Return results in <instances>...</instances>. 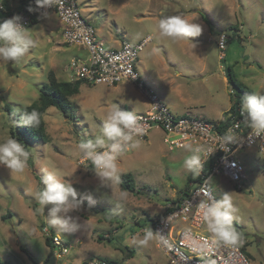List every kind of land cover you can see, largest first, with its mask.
Masks as SVG:
<instances>
[{
	"label": "rangeland",
	"instance_id": "374dc122",
	"mask_svg": "<svg viewBox=\"0 0 264 264\" xmlns=\"http://www.w3.org/2000/svg\"><path fill=\"white\" fill-rule=\"evenodd\" d=\"M78 1L103 43L109 31L132 43L152 38L140 52L136 67L176 116H206L219 122L236 99L228 68L252 94H264V0H101L96 14L91 13L88 0ZM2 4L13 7L19 0H0ZM167 16L200 24L202 34L178 41L161 38L156 25ZM49 22L59 27L57 19ZM42 28L38 22L28 28L37 40L28 55L15 63L0 61V142L17 131L13 113L37 102L40 89L52 77L70 81L74 75L71 58L88 57L84 48L68 46ZM223 35L226 49L220 51ZM108 87L82 84L79 95L70 99L68 117L56 108L46 111L47 142L28 144L30 157L23 173L10 175L0 166V258L7 264H50L53 255L56 264L106 259L117 264H170L154 239L147 245L140 243L141 230L158 219L167 204L194 188L198 176L183 165L190 148L169 151L162 133L155 130L119 157L114 181L101 179L80 165L79 141L99 134L112 105H105ZM236 157L246 176L242 189L223 174L212 176L209 186L217 200L224 192L230 193L237 209L233 222L240 234L237 243L252 264H264V160L256 147ZM48 172L77 189L82 200L79 209L59 214L76 224L75 231L53 228L48 208L40 210L35 195L42 188L41 177ZM123 175L133 178V192L123 190ZM8 213L12 216L4 220ZM54 235L70 247L67 255L58 257L60 251L46 245V236Z\"/></svg>",
	"mask_w": 264,
	"mask_h": 264
},
{
	"label": "built area",
	"instance_id": "2783aa9c",
	"mask_svg": "<svg viewBox=\"0 0 264 264\" xmlns=\"http://www.w3.org/2000/svg\"><path fill=\"white\" fill-rule=\"evenodd\" d=\"M22 1L27 3V7L21 13L13 14L7 19L19 16L28 29L34 21L54 13L64 25L65 44L87 51V59H73L71 62L73 82L104 84L110 87L129 82L144 93L149 108L146 112L136 114L143 128V134L137 137L138 140L144 141L151 132L159 130L163 135L164 144L171 152L196 147L214 150L219 148L220 138L229 129L232 130L236 142L229 146L230 150L225 152L217 149L210 158L203 155L202 170L198 175L200 180L196 182L194 188L180 201L167 204L160 218L143 228L141 234L144 235L146 228L153 230L157 248L166 255L170 264H252L238 243L226 246L213 240L205 228L199 209L202 200L216 199L209 186L212 176L223 174L238 183V189H242L241 183L246 181V176L236 157L240 151L256 147L264 160V137L250 136L251 130L242 123L240 107L234 112L229 111L228 123L224 127H221L220 122H212L204 117L176 116L160 96L145 83L136 67L140 52L152 41L150 36L136 43L123 40L119 48H111L99 40L95 28L85 17L78 0H61L60 4L52 8L32 12L28 9L30 6L36 8L35 0ZM225 38L223 35L218 43L220 51L226 49ZM212 158L215 160L210 173L205 174V164ZM79 164L93 170L90 162H83L82 156ZM43 231L49 233L48 227H44ZM50 238L52 245L60 251L58 257L69 253L70 247L59 236L54 235ZM89 264L107 263L101 261Z\"/></svg>",
	"mask_w": 264,
	"mask_h": 264
},
{
	"label": "clouds",
	"instance_id": "9594fccd",
	"mask_svg": "<svg viewBox=\"0 0 264 264\" xmlns=\"http://www.w3.org/2000/svg\"><path fill=\"white\" fill-rule=\"evenodd\" d=\"M61 0H35L36 8L29 7L32 12L37 9H48L60 4ZM22 18L14 16L0 20V61L5 63L20 60L36 47L37 40L33 31L27 29L21 22ZM161 38L178 41L183 38L198 37L203 28L196 22H189L181 16L160 18L156 25ZM242 123L249 128L250 136L264 137V94H249L243 96L240 103ZM20 123L23 126L38 128L41 123V113L36 110L20 113ZM143 134L142 125L134 111H125L117 104H112L102 120L100 132L94 139H82L78 149L83 162H90L95 174L101 179L116 180L117 159L129 149L139 146L137 137ZM219 150L228 152L229 146L236 142V136L229 129L221 138ZM217 149L205 150L202 147L190 149L191 155L183 162L184 168L193 174L200 175L202 156L209 158ZM30 157L27 147L19 140L8 137L0 142V166L5 167L10 175L25 171ZM42 188L35 195L41 206L40 210L48 208V222L59 231H75L76 224L70 218L59 214L79 209L82 200L78 199L77 189L71 182L61 181L54 172H48L41 177ZM91 202V197H88ZM51 206V207H48ZM207 231L218 244L235 245L240 234L234 226L235 213L230 193L224 192L221 199L208 198L199 203ZM154 237L151 228L144 229L142 245H147Z\"/></svg>",
	"mask_w": 264,
	"mask_h": 264
},
{
	"label": "trees",
	"instance_id": "16d2710c",
	"mask_svg": "<svg viewBox=\"0 0 264 264\" xmlns=\"http://www.w3.org/2000/svg\"><path fill=\"white\" fill-rule=\"evenodd\" d=\"M22 4V10L27 7V3L25 1L21 0ZM0 9V20H5L9 16L12 15V13L6 14V16L1 15ZM3 14V13H2ZM42 20V19H41ZM39 20V21H41ZM39 21H34L35 23ZM227 78L228 82L236 89V92L234 91V96H236V99L234 103L231 105L230 112H234L237 107H240L241 100L243 96L252 94L243 83H240L236 80L235 76L232 73L231 68H228L227 71ZM84 84L81 81H74V82H60L56 80L54 77L51 78L50 82L46 85H43V87L40 89V96L37 102L31 104L27 107L20 108L16 113H13L15 116L17 122V131L11 132L12 137L22 142L28 149V144L31 142H47V133H46V123L44 120V115L46 114V111L48 108H56L60 112H62L66 117L68 113V109L72 108V104L70 102V97H73L79 93L80 86ZM36 110L39 113H41V123L38 128H31L21 125L20 123V113L23 111H32ZM12 112V111H11ZM229 112L224 113L222 120H220L221 127H224L227 122V116ZM218 123V122H217ZM29 150V149H28ZM215 158H212L208 160L204 167V173L209 174L211 167L214 163ZM93 171V170H92ZM200 178L198 177L195 182H198ZM121 186L123 190L133 192V178L131 175H123L121 178ZM131 184V185H130ZM191 189H187L181 198H179L176 202L180 201L182 198L186 197L190 193ZM175 202V203H176ZM12 216L11 213H8L7 215L3 216L4 220L9 219ZM160 218V217H159ZM157 220V219H155ZM155 220L149 221L150 224H153ZM99 241H102L103 238L99 237ZM46 245L47 246H53L52 245V239L48 236H46ZM109 242L112 241V239H108ZM24 251V249H22ZM107 264H117L113 260H104ZM0 264L1 261H0Z\"/></svg>",
	"mask_w": 264,
	"mask_h": 264
},
{
	"label": "crops",
	"instance_id": "0c3cea01",
	"mask_svg": "<svg viewBox=\"0 0 264 264\" xmlns=\"http://www.w3.org/2000/svg\"><path fill=\"white\" fill-rule=\"evenodd\" d=\"M88 1L91 5L90 7L92 9L91 10L92 14H96L95 13L96 10L100 11V9H98L97 6L99 7L101 0H88ZM0 7H2V10H3V12H1L2 16H6V14H8V13H12V15H13V14H17V13L22 12L21 0H19V4L17 6H13V7L10 6L9 7V5L6 6V5L2 4V5H0ZM50 18L57 19L59 27L57 25H56L57 27H55L51 22H49ZM38 23H42L43 28H45L44 30H47V32L50 33V35L53 38L60 37L63 39L64 25L62 24V22L60 21V19L58 18V16L56 14L51 13L48 16H46L45 18H43L41 21H39ZM104 25H106V23ZM102 28H103V26H102ZM106 30H107V27H104L103 31L105 32ZM109 32H110V34H108L107 37H105L106 39H104V43L108 47L119 48L120 44L123 40L122 39L120 40L117 37H115L114 35H112L111 31H109ZM71 47H77V46H71ZM79 48L81 49V47H79ZM86 53H87V51H86ZM83 56H85V54H83ZM79 57H82V56H80V54L74 56V58H79ZM73 59L71 58V61ZM82 59H87V57L82 58ZM72 77H71L70 81L67 80L64 82H72ZM80 88H81V86H80ZM79 93H80V89H79ZM79 93L77 95H79ZM107 96H108V99L105 100L106 106H110L111 104L114 103V104L119 105L121 107V109H129V111H134L135 114L146 112L149 108V103H148L146 97L144 96V93L141 90H139L138 88H136L132 83H129V82H125L123 84L121 83L118 86L108 87ZM71 98L72 97H70V99ZM51 108H53V107H51ZM48 109H50V108H48ZM199 117H204V116H199ZM204 118H206V116ZM16 250H18V249L16 248ZM0 261H1V263H6L5 261H2L1 258H0ZM55 264H56V259H55ZM85 264H87V262H85Z\"/></svg>",
	"mask_w": 264,
	"mask_h": 264
},
{
	"label": "water",
	"instance_id": "95a60500",
	"mask_svg": "<svg viewBox=\"0 0 264 264\" xmlns=\"http://www.w3.org/2000/svg\"><path fill=\"white\" fill-rule=\"evenodd\" d=\"M55 259H56V257L53 255L51 260H50V264H55Z\"/></svg>",
	"mask_w": 264,
	"mask_h": 264
}]
</instances>
